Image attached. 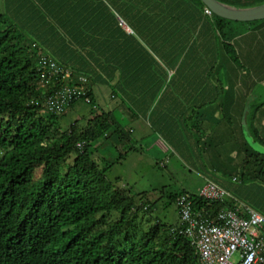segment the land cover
<instances>
[{"label":"trees","instance_id":"16d2710c","mask_svg":"<svg viewBox=\"0 0 264 264\" xmlns=\"http://www.w3.org/2000/svg\"><path fill=\"white\" fill-rule=\"evenodd\" d=\"M217 1L237 8L264 3ZM0 9V264H200L191 240L180 233V217L176 224L156 221L139 233L138 215L151 214L153 206L143 197L137 206L130 190L107 179L112 165L100 166L102 142L113 135L125 139L113 129L112 112L63 130L65 112H45L44 98L56 89L79 87L83 95L68 109L81 100L94 105L93 87L115 77L122 80L120 94L134 101L136 93H149L145 85L157 76L153 69L161 66L167 77L191 48L211 57L207 51L214 47L219 58L221 44L242 66L226 32L233 21L206 15L201 0H2ZM43 57L70 78L49 80ZM81 77L85 84L78 82ZM251 133L264 145L263 130L254 126ZM242 154L236 189L210 180L264 214V199L253 202L239 189L264 181V153L247 148ZM187 193L194 211L209 218L236 208L231 200L207 201L198 191H181L169 198L177 212L178 199ZM111 212L120 218L93 232Z\"/></svg>","mask_w":264,"mask_h":264},{"label":"rangeland","instance_id":"374dc122","mask_svg":"<svg viewBox=\"0 0 264 264\" xmlns=\"http://www.w3.org/2000/svg\"><path fill=\"white\" fill-rule=\"evenodd\" d=\"M0 2L2 3V0ZM262 21L257 23L228 22V25H237V31L241 32L256 24L264 25V20ZM153 70L157 76L153 78L151 84L148 82L145 87L150 90L149 92L155 93V99L151 100L149 93L143 95L140 92L134 95V101L125 99L120 94L118 85L119 81L122 84V80L119 78L115 80L114 77L106 81L108 83H100L93 87L95 106L87 100H81L73 108L65 111L60 122L63 130L79 119L78 125L83 127L93 116L103 111L112 112L113 129H120L125 139L120 140L113 135L103 140L98 152L99 157L105 160L100 163V166L104 167L108 163L112 165L106 174L107 179L116 188L130 190L137 206L141 205V197H143V203H150L153 206L151 214L141 212L136 219L137 228L141 234L156 221L163 224H176L179 219L177 204L170 203L169 198L181 191L197 192L202 187V176H221L225 172L215 169L226 164L222 160L219 161L215 155V147L208 144L209 142L198 139V134L202 135L204 132L200 128H193L198 125L195 122L196 115L189 116L188 119H193V121L186 122L182 131L173 130L175 121H177L175 108L166 103H159L167 101L166 98L162 99V96L165 91H175L176 82L172 80L173 75L170 73L167 77L163 74L161 66ZM245 72L249 73L248 70ZM43 85V82L39 84L41 87ZM257 90L264 91V82L258 83ZM168 99L172 101L170 96ZM259 130L262 131L261 127ZM180 132L184 136L182 143L188 145L176 144L177 139L174 134ZM189 136H194V142L200 145H191L192 140ZM249 138L252 150L264 152L262 143L258 142L255 137L249 136ZM120 156L123 158L120 159ZM244 156L240 152L233 153L234 158L243 159ZM64 171L65 168L62 172ZM102 216L98 215V220ZM120 216L117 212L107 215L105 218L107 222L102 223V227L96 226L93 232L105 227L104 224H109Z\"/></svg>","mask_w":264,"mask_h":264},{"label":"crops","instance_id":"0c3cea01","mask_svg":"<svg viewBox=\"0 0 264 264\" xmlns=\"http://www.w3.org/2000/svg\"><path fill=\"white\" fill-rule=\"evenodd\" d=\"M236 26L228 25L226 31L229 32L228 41L234 46L242 66L232 61L223 51V47L221 48V44L219 58L214 56V42L204 45L213 47L207 51L211 57L198 55L203 48L198 52L197 49L191 48L185 57L178 58L174 70L170 72L176 82L175 91H165L162 99L166 98L167 101L159 103H166L175 108L177 121L173 127L174 131H182L186 122L193 121L188 119L189 116L196 115L195 122L198 125L193 128H200L204 132L202 135L198 134L197 138L215 147L214 153L219 161L226 163L223 167L214 169L225 173L227 171L217 177L202 176V182L206 178L216 177L230 191L237 188L235 177L239 172L238 165L244 159L234 158L233 153L242 154V150L247 148L254 151L249 145V136L254 137L251 130L256 126L264 131V91L257 90L258 83L264 82V26L253 25L241 32L237 31ZM211 66L214 68L210 69ZM212 70L213 75L208 77ZM247 70L248 74L245 72ZM169 96L172 101H169ZM174 136L177 139L176 144L188 145L181 141L184 138L182 132L175 133ZM190 139L191 145H200L194 142V136ZM256 152L264 153L254 151ZM239 189L241 195L253 202L256 199H264V181L249 182L244 184V187L239 186ZM260 214L264 215L262 212Z\"/></svg>","mask_w":264,"mask_h":264},{"label":"built area","instance_id":"2783aa9c","mask_svg":"<svg viewBox=\"0 0 264 264\" xmlns=\"http://www.w3.org/2000/svg\"><path fill=\"white\" fill-rule=\"evenodd\" d=\"M205 14L213 13L206 8ZM41 67L52 76L69 79L70 74L50 58L41 59ZM79 83L87 81L81 77ZM83 95L79 87H63L54 90L44 99V110L51 114H62ZM82 147V145H79ZM198 196L207 201H233L234 209L221 210L215 218L195 212L189 193L178 199L180 233L194 245L200 264H264V215L245 205L231 193L212 180L204 179Z\"/></svg>","mask_w":264,"mask_h":264},{"label":"water","instance_id":"95a60500","mask_svg":"<svg viewBox=\"0 0 264 264\" xmlns=\"http://www.w3.org/2000/svg\"><path fill=\"white\" fill-rule=\"evenodd\" d=\"M214 15L233 22L251 23L264 20V3L249 8H237L217 0H201Z\"/></svg>","mask_w":264,"mask_h":264}]
</instances>
